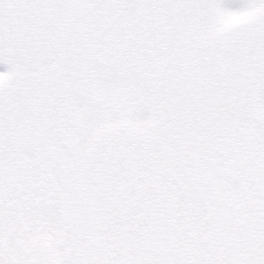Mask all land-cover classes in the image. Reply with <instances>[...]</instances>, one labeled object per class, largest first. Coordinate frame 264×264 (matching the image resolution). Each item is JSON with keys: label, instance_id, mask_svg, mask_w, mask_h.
<instances>
[{"label": "snow or ice", "instance_id": "1", "mask_svg": "<svg viewBox=\"0 0 264 264\" xmlns=\"http://www.w3.org/2000/svg\"><path fill=\"white\" fill-rule=\"evenodd\" d=\"M0 264H264V0H0Z\"/></svg>", "mask_w": 264, "mask_h": 264}, {"label": "rangeland", "instance_id": "2", "mask_svg": "<svg viewBox=\"0 0 264 264\" xmlns=\"http://www.w3.org/2000/svg\"><path fill=\"white\" fill-rule=\"evenodd\" d=\"M7 70V65L0 64V71Z\"/></svg>", "mask_w": 264, "mask_h": 264}]
</instances>
